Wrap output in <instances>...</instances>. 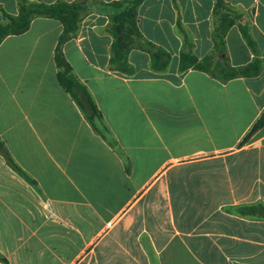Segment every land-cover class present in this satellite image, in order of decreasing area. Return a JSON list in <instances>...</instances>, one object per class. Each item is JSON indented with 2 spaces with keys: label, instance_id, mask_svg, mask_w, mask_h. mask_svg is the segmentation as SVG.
<instances>
[{
  "label": "crops",
  "instance_id": "1",
  "mask_svg": "<svg viewBox=\"0 0 264 264\" xmlns=\"http://www.w3.org/2000/svg\"><path fill=\"white\" fill-rule=\"evenodd\" d=\"M27 1L103 6H88L64 55L111 134L59 83L60 21L4 39L0 140L19 170L0 153V264H264V218L249 211L264 206V0H144L140 38L113 26L124 0ZM18 14L0 0V24ZM227 24L230 66L260 60V74L181 71L186 42L215 71ZM115 32L132 73L111 63ZM139 43L167 51L166 69Z\"/></svg>",
  "mask_w": 264,
  "mask_h": 264
},
{
  "label": "trees",
  "instance_id": "2",
  "mask_svg": "<svg viewBox=\"0 0 264 264\" xmlns=\"http://www.w3.org/2000/svg\"><path fill=\"white\" fill-rule=\"evenodd\" d=\"M144 0H135L132 6L125 8V11L116 16L114 20L119 23H128L133 32L140 38L141 35L137 28L136 10L137 7ZM216 7H223L222 0H217ZM128 0H124L122 3H114V6H122ZM88 10L86 3H68L65 1H58L54 4L34 3L27 0H19V14L16 17H10L8 23L0 24V45L4 39L10 35H21L30 29L33 19L37 17H46L56 19L60 21L64 27V31L58 40V44L55 51V60L58 67V80L60 85L72 96L74 101L82 110L85 118L90 123L93 130L99 134L104 140H109V134H111L109 128L105 124L104 118L98 109V106L88 90V88L81 82V80L74 73L73 68L66 60L64 55L65 44L75 35L78 30L79 23L81 22L83 14ZM230 24L224 25L223 29H216L214 35L215 49L220 56V62L215 66V71L212 69V62L210 58L203 60L198 59L192 52V44L186 42L187 50H184L180 54V70L187 71L189 69L204 71L217 76L221 80L227 81L238 77H255L258 76L262 70V63L260 60H255L254 63L245 68H233L230 66L228 59L225 55V41L224 35L226 29ZM242 33L249 45L253 48L254 42L250 38L248 30L245 27H241ZM116 36V42L114 44L115 56L112 58V65H116V68L125 73H132L133 69L127 63L126 58L122 54V43L119 35ZM137 47L144 49L151 54L152 64L156 70H164L169 65L171 55L155 46L152 43L137 44ZM264 124V115L256 125L255 129ZM0 153L4 155L8 163L16 170H19L14 161L12 160L4 142L0 140ZM254 215L264 218V206L258 205L249 208Z\"/></svg>",
  "mask_w": 264,
  "mask_h": 264
},
{
  "label": "rangeland",
  "instance_id": "3",
  "mask_svg": "<svg viewBox=\"0 0 264 264\" xmlns=\"http://www.w3.org/2000/svg\"><path fill=\"white\" fill-rule=\"evenodd\" d=\"M134 1L135 0H128V3L126 2L125 4L128 6V8L130 7V6H132V4L134 3ZM103 7V6H101L100 5V3H98V2H90L89 3V5H87V7ZM125 10H124V8L123 9H120V12L118 13V14H115V15H112L113 17L114 16H120L123 12H124ZM113 21V20H112ZM120 24H122V25H126V27H127V29H128V32L130 33V35L132 34L133 35V37H137V35L133 32V29H132V27L128 24V23H119V22H116L115 20H114V27H115V30L118 28V25H120ZM116 33V32H115ZM139 44H142V43H139ZM133 45V44H132ZM212 65H213V63H212Z\"/></svg>",
  "mask_w": 264,
  "mask_h": 264
}]
</instances>
